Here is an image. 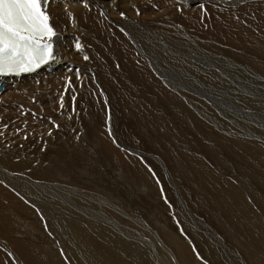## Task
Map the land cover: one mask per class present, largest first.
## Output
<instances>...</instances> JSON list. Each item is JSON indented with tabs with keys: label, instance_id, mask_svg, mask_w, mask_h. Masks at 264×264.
Wrapping results in <instances>:
<instances>
[{
	"label": "bare ground",
	"instance_id": "1",
	"mask_svg": "<svg viewBox=\"0 0 264 264\" xmlns=\"http://www.w3.org/2000/svg\"><path fill=\"white\" fill-rule=\"evenodd\" d=\"M200 4L204 5L203 9ZM48 11L56 32L52 41L55 61L32 74L0 77V82H5L0 93V264H126L128 261L123 257L130 254L133 263L144 262L140 263L139 252H134L141 251L145 243L141 245L134 239L133 231L130 235L119 231L121 235L117 238L123 244L113 245V225L121 228V217L115 220L113 210H100L101 213L95 210L99 204L115 206L113 198H117V190L120 194L126 190L124 184V188L120 186L125 177L142 197L140 184L157 190L148 177L149 171L143 173L129 165L124 159L125 153L103 134L106 109L98 83L110 97L111 110L125 123H132L143 146L163 155L169 171H175L189 186L184 184L182 192L199 186L204 194L208 185L210 192L227 198L223 202L209 201L206 212L210 220L237 246L249 264H264V228L244 200V186L239 183L233 186L194 154L197 148L210 151L214 154L212 158L217 155L224 165L238 164L252 174L259 169L264 172V145L247 137L236 139L219 135L225 125L216 124L224 116L223 111L230 109L229 104L223 102V107L216 105L212 109L207 102L204 103L208 107L202 99L187 94L192 103L201 108L197 110H202L198 113L195 109V113L200 117L204 116L200 114L203 112L208 115L206 119L202 117L208 121L207 126L179 99L175 88H171L172 92L166 87L173 84L179 89L180 84L204 86L205 83L225 86V83L238 82L235 77L209 73L208 69L213 71L217 63L208 56L218 57V62L231 61L236 68L243 66L264 76V0H88V8L84 7L83 0H50ZM69 85L82 94L78 112L64 113L70 116L68 120L63 118L65 115H57V111L60 100L73 93ZM245 86L235 85V92L242 97H234L235 105L231 108L245 109L242 112L252 108L264 116V103L256 98H264V95H255L252 99L247 96L248 92L242 91L246 90ZM152 104L160 108L166 105L170 109L171 121L167 117V127L155 112L156 108H151ZM52 117L58 122L63 118L60 126L50 123ZM236 117L240 115L233 114L227 119L236 121ZM250 120L259 125L264 121ZM114 128L115 131L124 129V135L127 130L124 125L114 124ZM215 128H219L220 133ZM80 131L83 133L78 139ZM201 131L208 133L204 134L205 143H210L204 145L205 149L193 139V135ZM40 137L47 145L44 152L45 144L38 142ZM261 138L264 139V135ZM220 150L224 152L221 157ZM157 167L159 169V165ZM145 200L150 205L154 202L150 197ZM156 205L157 208L153 206L151 210L154 217L150 216L177 257L175 260L180 262L182 258L185 264H201L192 256L186 240L170 231L174 228L166 216L162 218L163 215L157 213V210L162 211L157 200ZM143 235L149 236L147 232ZM118 248L122 252H118ZM156 262L150 264H158Z\"/></svg>",
	"mask_w": 264,
	"mask_h": 264
},
{
	"label": "rangeland",
	"instance_id": "2",
	"mask_svg": "<svg viewBox=\"0 0 264 264\" xmlns=\"http://www.w3.org/2000/svg\"><path fill=\"white\" fill-rule=\"evenodd\" d=\"M208 57H209L208 59L214 60L217 63V64H214V67L216 65L215 68H217V69L214 68L215 70L213 69V71H212V69H208V72L209 73L210 72L216 73V74L221 73V74H225V75H228V76H231V77H235L236 79H239V80H237L238 82L237 83L234 82L233 84L232 83L231 84H226L225 83L224 84L225 86H223V84L221 86H212L210 84H206L205 83L204 86H203V84H190V85H186V84H183L182 85V84H180L179 89L176 88L173 84H170L169 87L168 86H166V87L169 90H171V88L172 89L175 88L174 90H176V94L179 95L178 96L179 99L181 101L184 100L183 103L184 104L186 103L187 105H189V106H187L185 104L188 108H191V110L193 109L192 112L195 109H196V111H198V113H199V111H202V110H197V109H201V108L198 107V105L196 107L195 104H193L194 102L190 98L187 97L188 95H190L191 97L193 96V98L195 97V99H198V100L202 99L203 104L206 105V103H204V102H207L208 105H211L210 106L211 108L212 107H215L216 105H219V106L223 107L222 106L223 102H225L226 105L229 104L228 107L230 109L227 110V111H223L224 116L221 117L220 120H219V122H218V124H216V126L219 125L218 127H221V126H224V125H225V127L221 129L222 130L221 133H220V129L219 128H215V131H217L219 129V131H217V132H219L220 133L219 135H221V136H222V134L223 135H226V136L231 135L230 138L236 137V139H240V137L246 139V137H247L248 140L250 139V140L256 141V142H258L260 144L262 143L264 145V139L261 138V135H264V121H263V124L259 125V123H256V122L252 123V121L250 120L251 118H252V120H255L256 119L255 121H257V120H264V116L261 115V112L255 110V109H252V108H249L250 111H247V112H242L245 109L241 111V109H239V108H238V110L231 108L232 105H235V103L232 102L233 98L234 97H242L238 92H235V90H234V89H236L235 88V85H239V84L246 85L245 86V89L246 90H242V91H244L245 93L248 92V93H246L247 96H252V99H254L255 98V95H258V94H260V95L263 94L264 95V93H263L264 92V76L260 75L256 71H251L248 68L247 69H244V68H242L243 66H239L238 65L239 67L236 68L237 66L235 64H232L231 61H224V62L223 61H220V62H218L217 59H216L218 57H216V56L215 57L208 56ZM208 62H209V60H208ZM221 64H222V67H221ZM118 69H120V66L118 67ZM221 71L222 72L224 71V72L222 73ZM235 71H236V73L234 74ZM261 76L263 77V79H262ZM245 77L247 78V80H246ZM256 79H258V80H256ZM232 81L233 80H230V82H232ZM249 81H251V82H249ZM252 81H256V82L254 83ZM258 81H261V82H258ZM99 85L100 84L98 83L99 95L102 96V99H103V106H105V109H106V120H107V121L105 120V123L102 126L103 127L102 129L104 131L103 134H105V136H107V138L109 140L111 139L110 141L112 142V144H114V146L115 145L117 146V147L116 146L115 147L119 151L125 153L124 154L125 155V158L124 159L126 160L127 163H130L129 165H131V166H133L135 168L140 169L143 173H147L149 171L148 174L150 173V175L148 177L152 181H154V184H155L154 186L157 189L156 192H155V191H153V189L151 188V186L148 189V188H145L143 186V184H140V189L139 188H137V189H139L140 191H142L144 193V196L142 197L137 192V190H135V188L132 187L133 183H131L129 180H127V177H125V178L122 177L124 181L122 182V184L120 186L123 187V184H124L125 185L124 187H126V190H124V192L122 194H120L121 193L120 190H117L118 191V196H117V198L115 200L113 198V203H114L115 206L112 207V205H111V207H110L108 205H104V204H101L100 205L99 204L97 206L98 208L96 207L95 210L99 211L98 213H101L100 210H102L104 212H107V210L108 211L109 210H113V212L115 213L114 214V219L115 220L116 219H120L119 216L121 217V221H120L121 222L120 224L122 225L121 228H117L118 227L117 224L116 225H113V227L115 228V229L113 228L115 230V235L111 236L112 241H114L113 245L114 246H117L119 244H123V242L119 238H117L120 233L123 235L126 232L128 235H130V233L133 231L132 233L133 234H136L135 235L136 238H134V239H136L141 245H143L145 243L144 246H143V248H145L148 245L147 246L148 248H145V249L142 248L141 251L138 250V251L134 252L135 254H137L139 252L137 254V256L140 259L139 260L140 263L142 261H144V262H142V264H150L152 261H154V262L157 261L158 264H162V263L163 264H181V262H182V264H185L183 262L182 258L179 259L180 262H178L177 260H175L177 257L175 256V254L172 253L171 247H169V245L167 244V242H165V240H164V236H162L163 233L157 230L159 228L155 225L154 219H152L154 217V214H153V211H151V210L154 207L157 208V205H156V200H157V202L160 204V207L162 208V211L157 210V213H161L163 215L162 218H164V215L166 216V220L169 222V225L172 226V228H174V231H173V229L172 230L170 229V231L173 232L174 234L175 233L178 234L177 236H178L179 239L184 240V241L186 240L185 242L188 245H190L189 247H190V250L192 251V256L194 255L193 257L199 263L202 262L201 264H211V263L212 264H218V263L219 264H227V263L228 264H234V263H236V264H249V262L244 258L242 252L237 248L236 245L231 244L226 239L225 235L218 228V226L213 221L210 220V217L208 216V214L206 212V210L208 209L207 205L210 204V202H212V203H214V201L215 202H223L224 199H227V198H224L222 195L219 196L216 193L210 192L211 190L207 188L208 185L205 187L206 190L203 191L204 194H202V191L199 190V188H200L199 186L196 187L195 189H188V190H184L182 192L181 188L184 189V184H185V186H188V185H186V183H183L184 181L181 180L176 175V172L175 171H172V173H173V175H172V173L169 171L168 166L163 161V155H161L159 153L156 154L155 152L149 150L148 148L146 149V147L143 146V142L141 141V138L138 135V131H136V129L133 126V124L132 123H125L124 120H123V118L120 115L116 114L115 112H113L111 110V103L109 102V98L110 97H109V95H107L105 93L104 88L101 85L100 86ZM193 85H195V86H193ZM187 86L190 87V88H188ZM197 87H198V89H197ZM203 87H205V88H203ZM68 88L71 89V91L73 93L69 94L68 96H66V97H64L62 99V101H63V107H61V100H60V102H59L60 105L58 106L60 112L57 111V115H65V116H63V118L69 120L70 119L69 118L70 116L69 115H66L64 113L66 112L67 114H71L72 111L74 112V110L76 112H78V109L77 108L79 107V99H80V96H81L82 93L79 90L76 91V89L72 88V85L71 86L69 85ZM221 88H223V89H221ZM231 88H233V89H231ZM254 88H256V90ZM181 89L183 90L184 93L182 92ZM191 89L192 90L194 89L193 90L194 92L191 91ZM224 89H225V91H224ZM260 89H262V90H260ZM195 90H196V92H195ZM179 91H180V93H179ZM189 91L191 93H189ZM198 91H199V93H198ZM211 92H213V93H211ZM253 93H255L254 94V97H253ZM182 96L184 97V99L183 98L182 99L180 98ZM213 96H215V97H213ZM73 97H75V101H73ZM77 98H78V100H77ZM256 98L259 101H261V102L264 103L263 96H258ZM190 102H191V104H190ZM202 102H200V103H202ZM152 105H153V107H151ZM152 105L150 107L151 108H154V109L156 108L155 109V112H157V115L160 118H162L161 120H164V122L162 121L163 124H164V127H167V125L165 123H169L168 122L169 121L168 118L169 117L171 118L170 109H167V106L166 105H163L162 108H160L156 104H152ZM208 105H206V107H208ZM154 106H156V107H154ZM62 108H65V111ZM193 113H195V111ZM195 114H196V116L198 115L197 113H195ZM200 114H201V116L204 115L202 117H205V119L208 118V115L206 113L203 112V114L202 113H200ZM233 114H239L240 117L239 118L236 117V119H237L236 121H230L229 118H228L229 121H227L228 120L227 119V116L233 117ZM164 115H165V117H164ZM113 117H114V122H113ZM197 117L200 118V120H202L201 122H203L205 125L208 126V121L207 120L204 121V119L202 117H200V115H198ZM224 117H225V120H224ZM63 118H61L59 120V122H58V119L56 117L55 118L52 117L50 123L53 126H56L57 125V127H58V124L60 126V124L62 123ZM109 121H110V123H109ZM170 121H171V119H170ZM236 122H237V124H236ZM245 123H246V125H245ZM114 124L115 125H124L126 127V129H127L125 135L123 134V132L125 130L122 129V128H119V130H116L115 131ZM234 125H235V127H234ZM129 127H130V129H129ZM110 128H111V130H110ZM223 129L224 130L226 129V130L223 131ZM230 129L232 130V132H230L231 131ZM226 131L228 133L229 132L230 133L229 134L228 133L225 134ZM201 132L199 134H194L193 135V137H194L193 139H194V141L196 143H199L201 146H203L202 147L203 149H205L204 147L207 146V145H209V143H210V142L205 143L206 142V138L204 137V134H208V133L207 132H203V131H201ZM235 132H238V134L235 133ZM79 133H78L79 136H77L78 139L81 138V135H82L83 132L80 131ZM242 133L244 135H242ZM253 136H255V137H253ZM110 137H112V138H110ZM41 138L42 137L39 138V141L38 142L40 144H42V143L45 144L43 142L44 139L41 141ZM116 138H117V140H116ZM120 138H122L123 140H121ZM123 141H124V143H123ZM120 142L123 144V146L121 145ZM45 147L47 148V145L46 144H45V146H43L42 152L46 151V148ZM199 149L200 148H197L196 151H195V153L194 152H189V153L190 154L191 153H194L197 157L199 156L198 159H200V161L205 166H207V167L210 166V167H208V169L210 168L212 171L217 170L219 172V174L221 176H223L226 181H228V182L230 181L229 183L230 184H233V186H234V184H236V185L241 184V185L244 186V200L247 203L249 209L252 210L255 213L256 218H257L259 224L261 225V227L264 228V206H263L264 205V176H263L264 172L261 169H259V170L256 171V173H252L251 174V173H249V171H247L248 168L243 167V166L238 165V164H233L234 166L232 165L231 167H228V166L224 165L222 162H219L221 160L217 157V155H215L214 158H212L213 155H214L212 152L206 151V150H202V149L199 150ZM223 154H224V152L220 150L219 151V156L221 157ZM134 160H136V161H134ZM156 160H158L159 162L156 161ZM154 162L155 163H158V164H155ZM157 165H159V169H158V167L156 168ZM232 167H235V169H237V170H235L234 168L232 169ZM244 168H246V169H244ZM103 169L104 168H102L103 174L106 176L107 173L105 172V169L104 170ZM156 170H157V172H156ZM225 171H226V173H225ZM176 176L178 177V179H177ZM109 177L110 176H106V179L109 182H111V180H109V179H111V177L110 178ZM237 183H239V184H237ZM135 185H137V184H135ZM127 186H128V188H127ZM137 186H139V185H137ZM203 186L204 185H202L201 187H203ZM150 189H152V190H150ZM145 190L147 192H145ZM167 190H169V191H167ZM196 191H198V192H196ZM190 196L193 197V198H191ZM197 196L200 198L198 201L197 200H194V198H196ZM213 196L216 197V198H212ZM146 197H150L151 199L154 200V202L152 203V205H150V204H148L146 202V200H145ZM186 198H187V202L188 203L190 202L189 204H187ZM189 198H191V200H189ZM197 203H199V204H197ZM105 204H106V202H105ZM260 204H261V206H260ZM89 208H90V206H89ZM144 210H145V213H143ZM187 210H188V212H187ZM149 212H151V213H149ZM222 212L225 213L224 211H221L220 213H222ZM173 213H175V214H173ZM189 213H191L190 216H189ZM38 214L39 213H37V215ZM121 214H123V215H121ZM150 215L153 216V217H151ZM38 216H39L38 218L40 219L39 221L42 222V219H41L40 215H38ZM123 216H125V217H123ZM170 216H171V218H170ZM128 217H129L130 220H128ZM149 217H150V219H149ZM184 219H186V220H184ZM123 220H125V221H123ZM190 220L192 221V223H191ZM132 223H134V224H132ZM201 223L203 224V226H202ZM37 229L40 230V226L39 227L37 226ZM144 229H146L145 232L142 231ZM165 229H169V228L168 227H165ZM119 231H120V233H118ZM146 232L149 234V236H145L144 237L143 234L146 233ZM44 233L46 235H48V238L51 237V235H50L49 232H47V231L45 232L44 231ZM38 235H39V233H38ZM113 238H114V240H113ZM117 239H118V241H117ZM202 240H203V242H201ZM198 243H199V245H198ZM200 244L201 245L203 244V245L201 246ZM155 245H157V246L155 247ZM152 246H154V247H152ZM197 246H199V247H197ZM203 247L207 251L209 250L207 253H209L211 251L209 253V255L206 253V250ZM199 248H202V249H199ZM150 249H152V251H150ZM160 249L162 251H160ZM198 249H199V251H198ZM170 250H171V252H170ZM200 250H202L201 251L202 253L200 252ZM117 251L118 252H122L119 248L117 249ZM151 252H153V254ZM130 255H127V256L123 257L124 259L126 258V261H128V262H126V264H129V263L132 264L133 263L132 261H130V258H129ZM155 255H157V256H155ZM203 255H205V256H203ZM206 255H208V256H206ZM212 255H214V256H212ZM160 256H162L163 258L160 257ZM215 257H216V259H215ZM157 258H158L159 261L157 260ZM170 258H171V260H170ZM223 260H225V261H223ZM133 264H135V263H133Z\"/></svg>",
	"mask_w": 264,
	"mask_h": 264
},
{
	"label": "snow or ice",
	"instance_id": "3",
	"mask_svg": "<svg viewBox=\"0 0 264 264\" xmlns=\"http://www.w3.org/2000/svg\"><path fill=\"white\" fill-rule=\"evenodd\" d=\"M83 3L88 8V0ZM49 6L50 0H0V77L33 72L55 61L52 41L56 32Z\"/></svg>",
	"mask_w": 264,
	"mask_h": 264
},
{
	"label": "water",
	"instance_id": "4",
	"mask_svg": "<svg viewBox=\"0 0 264 264\" xmlns=\"http://www.w3.org/2000/svg\"><path fill=\"white\" fill-rule=\"evenodd\" d=\"M3 85H4V83L0 84V90L2 89Z\"/></svg>",
	"mask_w": 264,
	"mask_h": 264
}]
</instances>
